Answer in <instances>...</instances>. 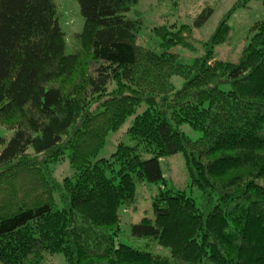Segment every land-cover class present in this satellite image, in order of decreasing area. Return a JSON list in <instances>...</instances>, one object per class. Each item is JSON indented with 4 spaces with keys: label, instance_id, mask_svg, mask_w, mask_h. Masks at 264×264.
I'll return each mask as SVG.
<instances>
[{
    "label": "trees",
    "instance_id": "trees-1",
    "mask_svg": "<svg viewBox=\"0 0 264 264\" xmlns=\"http://www.w3.org/2000/svg\"><path fill=\"white\" fill-rule=\"evenodd\" d=\"M73 1L78 33L61 27L62 0H0V124L12 132L0 151V264H264V20L236 64L214 58L233 10L264 0L237 2L190 64L171 50L197 52L193 31L213 6L191 23L147 25L157 54L145 58L139 0ZM141 107L125 132L133 145L99 158ZM177 154L198 200L167 183L161 161ZM144 186L157 188L151 216L125 244L121 213Z\"/></svg>",
    "mask_w": 264,
    "mask_h": 264
},
{
    "label": "rangeland",
    "instance_id": "rangeland-1",
    "mask_svg": "<svg viewBox=\"0 0 264 264\" xmlns=\"http://www.w3.org/2000/svg\"><path fill=\"white\" fill-rule=\"evenodd\" d=\"M241 0H178V7L165 0H139L136 9L142 13L145 23L142 35L138 40L137 55L145 58L149 57L148 50L157 54V44L149 37L147 25L155 24L163 16L171 17L173 21L191 23L194 18L205 5L213 6V14L207 22L199 29L193 31V41L197 52H188L181 47L173 48L171 53L177 54L190 64L192 60L202 54L201 44L211 38L220 22L226 17L233 6ZM63 17L61 19V27L66 33H78L83 26V20L78 14V6L73 0H62ZM205 4V5H204ZM264 20V3L262 1H251L246 8H238L228 17L227 23L231 28L228 41L217 46L214 49V58L218 61L236 64L245 44L247 43L249 29L257 22ZM153 45V46H152ZM141 48L143 51L138 52ZM144 110L141 107L136 114L127 118L124 124L116 133H111L105 144V147L99 154V158H108L116 150L118 143L132 146L133 141L125 134L126 129L130 127L136 115ZM183 132L194 138L188 127H182ZM12 137V132L7 131L0 124V151L4 148L5 143ZM196 137V135H195ZM162 171L167 180L168 185L178 191H184L187 195L198 200L196 192L188 189V178L186 175L185 163L183 156L177 154L161 161ZM69 173L68 167L63 162L56 166L54 177L61 181ZM139 199L133 203L129 210H123L121 213L120 241L130 244L128 240L129 226L132 223H139L142 218L150 217L149 200L151 195L157 191L155 186H144L139 189ZM153 192V193H152ZM133 245L141 246L143 241L134 240ZM45 264H66L61 255H51L47 257Z\"/></svg>",
    "mask_w": 264,
    "mask_h": 264
}]
</instances>
